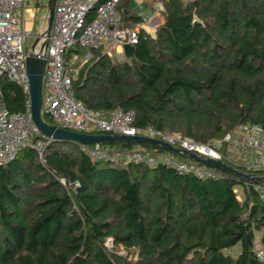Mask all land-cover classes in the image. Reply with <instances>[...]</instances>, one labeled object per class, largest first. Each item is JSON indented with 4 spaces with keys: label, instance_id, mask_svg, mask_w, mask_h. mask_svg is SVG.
<instances>
[{
    "label": "trees",
    "instance_id": "1",
    "mask_svg": "<svg viewBox=\"0 0 264 264\" xmlns=\"http://www.w3.org/2000/svg\"><path fill=\"white\" fill-rule=\"evenodd\" d=\"M158 1L155 36L141 30L122 61L92 50L72 78L74 97L90 110H133L136 127L200 143L242 124L264 129V0H144L142 10L119 0L123 26L143 23L141 11ZM75 47L67 64L87 54ZM2 92L10 113L24 110L19 87L3 80ZM81 146L53 140L42 157L28 146L0 165V264H263L264 202L253 186L264 187V170L245 179L198 163L220 173L203 180L163 164L96 160ZM101 147L190 160L145 143Z\"/></svg>",
    "mask_w": 264,
    "mask_h": 264
},
{
    "label": "built area",
    "instance_id": "2",
    "mask_svg": "<svg viewBox=\"0 0 264 264\" xmlns=\"http://www.w3.org/2000/svg\"><path fill=\"white\" fill-rule=\"evenodd\" d=\"M119 0H57L50 34L41 37L47 41L42 56L46 60L43 84L42 115L59 128L84 134L97 132L108 135L143 136L162 140L178 149L202 158L227 161L244 169L246 174L264 170V129L257 124L239 125L221 140L206 143L195 142L181 135L165 134L153 127L134 125L133 110H90L73 95L72 78L66 63L67 53L80 45L87 51L84 57L74 54L73 62L81 66L93 58L92 50H101L109 58L122 61L123 47L137 44L143 25L152 20L144 18L135 28L125 27L117 9ZM140 8L142 5L140 4ZM24 0H0V165L13 161L20 150L34 148L40 157L53 141L41 133L31 117L30 81L26 68L28 52L25 48L31 38L24 28L20 13ZM93 12L95 18L87 22ZM145 22V23H144ZM39 51L35 50V54ZM19 87L26 97L21 112L10 113L4 104L2 81ZM83 152L96 160L112 163L135 162L155 167L163 164L179 174L192 173L199 179L216 180L220 173L214 169L176 158L173 154H155L142 150L110 151L100 145L81 146ZM65 184V182L63 181ZM72 186H77V183ZM252 187V183L245 182ZM264 202V187L254 185ZM256 256L264 264V247L256 250Z\"/></svg>",
    "mask_w": 264,
    "mask_h": 264
},
{
    "label": "water",
    "instance_id": "3",
    "mask_svg": "<svg viewBox=\"0 0 264 264\" xmlns=\"http://www.w3.org/2000/svg\"><path fill=\"white\" fill-rule=\"evenodd\" d=\"M56 0H49L48 2V25L46 31L37 38L35 44L32 47L31 53L26 58V68L30 81V102H31V117L35 125L39 128L41 133L47 137L57 141L73 142L81 145H103V144H114L121 142H136L145 143L155 146L163 147L165 150L172 153H177L197 163L211 165L214 168L224 169L237 176L245 179H253V174H246L240 172L230 165L220 161L213 160L210 158H202L196 154L186 152L178 149L170 144L163 142L162 140L152 139L143 136H124V135H108V134H84L74 131L64 130L59 128L57 125L47 123L42 116V100H43V84H44V71L46 66V60L42 56L43 50L47 47V41L44 40L41 44L38 54H35V49L38 43L41 41V37H47L50 34L54 8ZM124 55L126 58L132 56L133 46L125 45L123 47Z\"/></svg>",
    "mask_w": 264,
    "mask_h": 264
},
{
    "label": "crops",
    "instance_id": "4",
    "mask_svg": "<svg viewBox=\"0 0 264 264\" xmlns=\"http://www.w3.org/2000/svg\"><path fill=\"white\" fill-rule=\"evenodd\" d=\"M57 1V0H56ZM143 1L144 0H134L135 3H133L134 7H137L138 10H142L143 7ZM48 2L49 0H24V9L20 13V18L22 20V23L24 25V28L27 32L31 34L34 33L36 28L40 29L39 34L37 38H39L47 29L48 25ZM140 4L142 5V8H140ZM164 6L161 2H157L154 4V9L152 11L147 10L145 12L141 11L144 18L151 17L152 20L148 23H145L142 28L147 34L151 36H155L157 28L163 23L164 19L162 17ZM38 22V23H37ZM37 40V39H36ZM43 40L39 43L42 44ZM38 43V45H39ZM102 53V52H101ZM237 197L240 200H244V192L242 187H236L235 188ZM256 250L261 248L260 243V234H258L256 238ZM238 250V249H237ZM239 251V250H238Z\"/></svg>",
    "mask_w": 264,
    "mask_h": 264
},
{
    "label": "rangeland",
    "instance_id": "5",
    "mask_svg": "<svg viewBox=\"0 0 264 264\" xmlns=\"http://www.w3.org/2000/svg\"><path fill=\"white\" fill-rule=\"evenodd\" d=\"M45 1H46V0H45ZM37 23H38V22H37ZM39 30H40V29H38V27H37L36 30L34 31V33L31 34V38L29 39V42H28V44H27V46H26V48H25V51H26V52L31 53V51H32V47H33V45L35 44L36 39H37V36H38V34H39V32H40ZM40 47H41V43H39V45L36 46V49H35V50H36V51H39V50H40ZM75 48H76V47H75ZM75 48H74V49H75ZM71 57H72V56H71ZM80 64H81L80 61L73 62V58H71L70 62L68 63L69 74H70V77H71V78H73V77L75 76V74L77 73V69L79 68ZM42 116H43V119H44L45 121L48 120V119L46 118L45 115H42ZM52 122H53V121H52ZM52 125H55V123L53 122ZM174 135H180V134H174ZM187 161H189V162L192 163L191 160H187ZM193 163H194V162H193ZM256 240H257V239H256ZM108 245L110 246L111 243L108 242ZM119 252H120L121 254H125L124 250H122V249H119ZM234 254H235V255L238 254V250H237V249L234 250Z\"/></svg>",
    "mask_w": 264,
    "mask_h": 264
}]
</instances>
